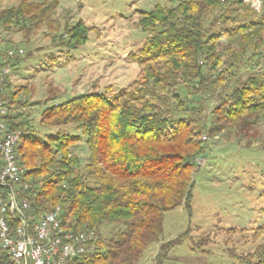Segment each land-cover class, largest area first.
I'll list each match as a JSON object with an SVG mask.
<instances>
[{
    "label": "trees",
    "instance_id": "1",
    "mask_svg": "<svg viewBox=\"0 0 264 264\" xmlns=\"http://www.w3.org/2000/svg\"><path fill=\"white\" fill-rule=\"evenodd\" d=\"M171 1L139 14L136 25L145 37L135 80L110 99L87 93L41 112V126L82 130L90 153L82 169L70 152L79 137L39 136L26 111L36 104L21 100L20 89L10 91L6 79L1 118L21 133L16 153L34 212L59 206L62 224L76 231L122 226L108 239L98 233L95 251L71 264H135L159 242L165 212L181 205L190 210L196 161L209 149L207 140L253 137L264 118V0L259 13L243 0ZM55 5L21 0L2 10L0 21L38 29ZM87 31L78 22L58 45L75 48ZM173 243L162 244L159 257ZM252 259L245 264H264V246Z\"/></svg>",
    "mask_w": 264,
    "mask_h": 264
},
{
    "label": "rangeland",
    "instance_id": "2",
    "mask_svg": "<svg viewBox=\"0 0 264 264\" xmlns=\"http://www.w3.org/2000/svg\"><path fill=\"white\" fill-rule=\"evenodd\" d=\"M20 1L0 0V12ZM34 1L56 4L38 29L0 21V51L12 50L18 58L7 83L10 91L21 90V100L36 104L26 111L39 136L79 137L70 152L82 169L90 162L82 130L41 126V112L87 93L110 99L135 80L145 37L136 25L139 14L155 5L169 7L172 1ZM78 22L89 30L87 40L75 48L58 45ZM207 141L209 149L193 176L190 210L181 205L165 212L159 242L147 246L135 264H245L264 246V118L253 137L237 141L221 134ZM120 229L119 224L103 223L98 233L108 239ZM173 241L159 257L161 245Z\"/></svg>",
    "mask_w": 264,
    "mask_h": 264
},
{
    "label": "built area",
    "instance_id": "3",
    "mask_svg": "<svg viewBox=\"0 0 264 264\" xmlns=\"http://www.w3.org/2000/svg\"><path fill=\"white\" fill-rule=\"evenodd\" d=\"M243 1L256 13L261 11V0ZM13 55L12 50L0 52V256L6 264H71L93 253L99 236L94 230L64 226L59 206L35 213L26 197L30 185L16 153L21 133L10 131L1 118L7 112L8 101L1 94ZM196 162L202 164L200 158Z\"/></svg>",
    "mask_w": 264,
    "mask_h": 264
}]
</instances>
